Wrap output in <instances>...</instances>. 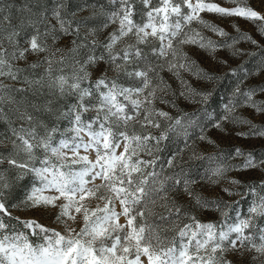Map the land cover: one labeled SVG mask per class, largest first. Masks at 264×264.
Returning a JSON list of instances; mask_svg holds the SVG:
<instances>
[{
    "label": "snow or ice",
    "instance_id": "1",
    "mask_svg": "<svg viewBox=\"0 0 264 264\" xmlns=\"http://www.w3.org/2000/svg\"><path fill=\"white\" fill-rule=\"evenodd\" d=\"M230 2L236 6L84 0L73 8L71 0H0V123L7 126L0 133V264H235L230 252L241 259L253 253L251 261L264 264V179L245 185L230 178L238 187L221 189L233 196L243 187L241 199L251 197L246 213L236 209L240 201L195 190L219 185L233 170L264 174V150L236 146L206 154L192 141L196 135L219 148L213 131L264 139V123L237 113L250 107L264 114V82L248 83L264 76V45L238 27L231 36L202 16L260 21L264 34V14L248 0ZM194 24L226 39L213 40ZM242 40L258 51L236 47ZM185 46L214 58L226 48L232 57L258 62L229 67L225 77L236 83L221 102L225 77L200 67ZM165 73L179 83L178 93ZM185 73L212 86L193 87ZM181 98L198 107L173 115ZM241 124L248 130L229 128ZM176 134L184 147L161 162V144ZM186 148L189 160L214 164L199 179L182 163ZM93 199L103 206H91ZM22 210L49 212L59 227L14 215ZM197 210L216 211L219 220L203 222Z\"/></svg>",
    "mask_w": 264,
    "mask_h": 264
},
{
    "label": "rangeland",
    "instance_id": "2",
    "mask_svg": "<svg viewBox=\"0 0 264 264\" xmlns=\"http://www.w3.org/2000/svg\"><path fill=\"white\" fill-rule=\"evenodd\" d=\"M19 2V0H17ZM84 2V0H71V5L73 8H76L78 5H81ZM91 3L92 0H89ZM214 2L219 3L223 7H235L236 5L230 0H214ZM248 4L253 7L256 11L264 14V0H248ZM84 15H87L88 13H83ZM202 16L205 20L214 23L218 25L219 27L223 28L227 33H229L231 36H237V27L240 32L243 33H249L260 45H264V34H261L258 30V26L261 23L260 21H250L245 18L231 16V17H222L217 14L212 13H202ZM193 27H199L201 31H203L204 35L211 37L213 40H216L218 42H223L225 37H221L217 35L216 33H213L207 29H204L198 25H193ZM111 29H108L110 31ZM106 34V33H105ZM103 37H101L102 39ZM236 47L244 49L246 52H256L258 49L255 45H253L251 42L248 41H240ZM188 54L192 57V59L198 61L200 67L205 68L206 70L210 72H214L216 75L225 77V73L228 72L229 67H235L237 64H241L242 62H248L247 66L249 68H253L256 63L258 62L257 59L250 58L248 56L243 57H232L230 54L229 49H218L215 58L207 53L204 50H199L194 46H185L184 49ZM222 59H226L228 61V65H224L220 61ZM109 75H113V73H109ZM165 78L171 83L172 88L176 90L178 93L180 91V85L176 81V79L171 76L169 73H165ZM185 78L188 79L193 87L200 88V89H207L210 88L212 85L208 84L204 81L197 80L195 77L188 75L185 73ZM264 82V76H256L254 79H250L248 81L249 84H257ZM236 80L233 76L228 75L223 79V82L219 85L218 88V99L221 102H224L226 98L228 97L229 93L231 92V89L235 86ZM163 107V105H160ZM215 107V105H213ZM198 105L194 103H190L184 99H180L178 101V107L175 109H170L172 111L173 115H177L181 110L190 112L193 111L195 108H197ZM169 110V109H166ZM238 115L244 116L246 118L251 119L254 123H264V114L255 113V111L250 107H242L237 110ZM7 126L0 123V133L6 131ZM230 130H233V133L235 131H247L248 125H230ZM213 139H215L219 145V148H216L212 145H208L204 142L199 141L196 138V135L192 136V141L196 144V151L197 152H204L206 154H212L215 152L220 151L221 149L225 153H230L232 149L236 146L242 147L246 150L256 149L257 151L264 150V139L261 138H238L234 134L229 136H222L220 133L213 131L210 133ZM165 146H169L171 148L170 154L165 156L164 161L165 162L169 156L174 153L178 152L180 148L184 147V140L183 137L179 134L173 135L170 140L165 141L163 144H161V149L163 151ZM166 150V147H165ZM118 151H122L121 149H118ZM161 152V151H160ZM158 153V155L160 154ZM166 152V151H165ZM191 153V148H186L185 151L182 153V163L186 170L190 173L192 178L199 179L200 176L204 174L205 169H208L214 164L208 160H189V155ZM95 158V153H92L90 156V159ZM178 162H181L180 157H178ZM240 159L237 158L233 161V163H239ZM169 170V174L172 173L173 169H166ZM230 178H237L239 179L243 184L248 183H259L261 179H264V174L258 171H236L233 170L229 173H227L226 177L220 180L219 185L217 186H211L206 183L197 184L195 186V190L198 192H201L204 196L213 198V197H223V199L227 201H240L238 205H236V209L239 210L241 213H246L247 208L249 206L251 197L241 199V195L244 192L243 187H239L238 191L240 194L228 196L225 193L221 191L222 188H237L238 186L232 185L229 183ZM97 184L100 183L99 180L96 181ZM18 195L21 197L23 196V191L18 190ZM179 200L182 203L189 204L190 201L186 195H181L179 197ZM91 206L95 207L97 203L103 206V201L98 200H91ZM120 210L119 205L117 204V211ZM14 215H20L22 218L24 216H38L42 223L48 224L52 227H59L58 225L53 223V215L49 212H42V213H28L25 211L20 212H14ZM196 215L199 219H201L203 222L208 221H218L219 220V213L216 211L206 210V211H200L197 210ZM233 217L235 216V211L230 213ZM123 217H121V223H123ZM183 222H188L187 220ZM79 228V224L74 225ZM182 226V225H181ZM169 236L174 235V233H169ZM36 243H39V240L35 241ZM253 253L245 252L243 259L240 258L239 253H228L227 258L231 261H234L235 264H262L261 260L258 261H251V256ZM264 260V258H262Z\"/></svg>",
    "mask_w": 264,
    "mask_h": 264
},
{
    "label": "trees",
    "instance_id": "3",
    "mask_svg": "<svg viewBox=\"0 0 264 264\" xmlns=\"http://www.w3.org/2000/svg\"><path fill=\"white\" fill-rule=\"evenodd\" d=\"M166 147V150H165ZM163 151L160 152L159 156L161 157V162L164 161L165 156L170 154L171 148L169 146H165ZM166 151V152H165ZM169 173V170H166Z\"/></svg>",
    "mask_w": 264,
    "mask_h": 264
}]
</instances>
